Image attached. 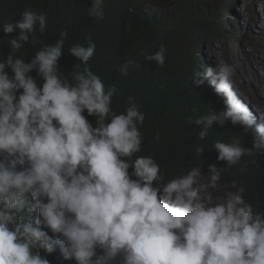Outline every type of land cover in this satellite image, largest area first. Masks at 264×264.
<instances>
[{"label": "clouds", "instance_id": "1", "mask_svg": "<svg viewBox=\"0 0 264 264\" xmlns=\"http://www.w3.org/2000/svg\"><path fill=\"white\" fill-rule=\"evenodd\" d=\"M133 1L142 13L158 20L164 15L153 0ZM209 1L196 7L185 47L204 62L194 83L219 96L224 109L189 122L201 128V141L213 125L228 121L252 132V148L238 137L214 143L217 160L232 168L245 156L264 155V119L234 89V73L244 70L238 56L224 53V62L213 67L202 55L208 39L235 46L229 23L212 21ZM259 7L264 23V0ZM88 14L103 19L104 0H93ZM47 19L25 10L2 25L6 36L18 35L8 39L10 52L0 58V264H52L49 257L57 253L75 264H264V211L246 201L237 181L231 184L235 191L212 195L225 169L209 165L205 175L197 165L168 178L151 155H140L145 114L131 96L123 112L113 109L116 87L106 88L88 67L96 52L91 37L87 46L69 48L80 63L67 75L58 63L67 31L30 61L17 56L26 44L40 43L37 31L45 32ZM150 28L160 33L156 24ZM166 57L161 45L144 60L163 68ZM139 67L129 58L119 71L127 76ZM204 152L197 145L194 155L200 159Z\"/></svg>", "mask_w": 264, "mask_h": 264}, {"label": "trees", "instance_id": "2", "mask_svg": "<svg viewBox=\"0 0 264 264\" xmlns=\"http://www.w3.org/2000/svg\"><path fill=\"white\" fill-rule=\"evenodd\" d=\"M202 1L153 0L164 13L158 20L156 18L161 16L142 13V5L133 0H104L103 19L89 16L88 8L92 7L93 0H0V58L10 52L8 39L18 35L17 31L6 36L2 25L19 20L25 10L48 18L45 32L37 31L40 43L35 46L28 43L17 53L26 62L44 45H54L61 31H67L64 56L58 62L67 75L80 63L69 55V48L74 44L87 46V38L91 37L96 52L88 67L102 79L106 88L116 87L113 109L118 114L123 112L131 96L145 114L140 128L144 136L140 155H151L168 178L186 173L197 165L208 174V166L214 164L225 169L221 182L230 191H235L231 188L232 182H239L246 189V201L254 209L264 211V155L245 156L238 165L227 168L226 162L217 160L218 154L213 148L217 140L230 143L234 137L245 147L252 148V132L246 133L242 126L228 121L223 127L213 125L208 137L201 141L198 138L201 128L189 122L212 109L216 113L224 109L219 96L194 83L195 73L205 66L203 61L190 56L185 47L190 40V27L199 16L196 7ZM152 23L161 29L160 33L150 28ZM219 27L217 34L221 32ZM161 45L167 49V57L165 66L158 68L156 62L144 60V55L155 53ZM129 58L136 60L140 67L123 76L119 68ZM31 75L40 80L35 71ZM88 119L95 124L94 117ZM197 145L205 149L200 159L194 155ZM57 257L58 253L49 257L52 264H75L74 261L62 262Z\"/></svg>", "mask_w": 264, "mask_h": 264}, {"label": "rangeland", "instance_id": "3", "mask_svg": "<svg viewBox=\"0 0 264 264\" xmlns=\"http://www.w3.org/2000/svg\"><path fill=\"white\" fill-rule=\"evenodd\" d=\"M261 1L210 0L212 21L225 19L229 23L230 38L235 41V46L220 39H208L203 44L202 52L205 61L213 67L224 62V53L232 60L238 56L244 70L234 73V89L239 95L242 89L240 85H245L247 96L240 95V98L253 110L259 121L264 119V23L259 11ZM194 35L199 37L197 31ZM226 191H230L228 186L220 181V187L212 195L222 196Z\"/></svg>", "mask_w": 264, "mask_h": 264}, {"label": "bare ground", "instance_id": "4", "mask_svg": "<svg viewBox=\"0 0 264 264\" xmlns=\"http://www.w3.org/2000/svg\"><path fill=\"white\" fill-rule=\"evenodd\" d=\"M236 26H237V27H240L238 23H236ZM263 28H264V26H263ZM240 95H241V97H242V95H244V93L242 92L241 89H240V91H239V95H238V96L240 97Z\"/></svg>", "mask_w": 264, "mask_h": 264}]
</instances>
